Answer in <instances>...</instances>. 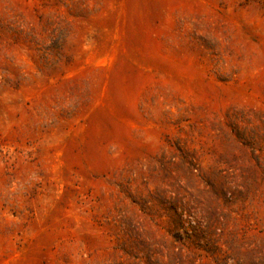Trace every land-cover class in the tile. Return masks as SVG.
<instances>
[{"label":"rangeland","instance_id":"rangeland-1","mask_svg":"<svg viewBox=\"0 0 264 264\" xmlns=\"http://www.w3.org/2000/svg\"><path fill=\"white\" fill-rule=\"evenodd\" d=\"M0 264H264V0H0Z\"/></svg>","mask_w":264,"mask_h":264}]
</instances>
